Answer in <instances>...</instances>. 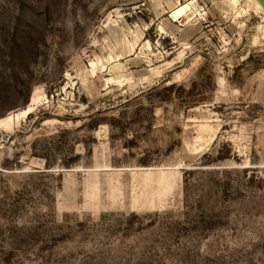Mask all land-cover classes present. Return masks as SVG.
<instances>
[{"label":"rangeland","instance_id":"1","mask_svg":"<svg viewBox=\"0 0 264 264\" xmlns=\"http://www.w3.org/2000/svg\"><path fill=\"white\" fill-rule=\"evenodd\" d=\"M247 0H0V264H264V27Z\"/></svg>","mask_w":264,"mask_h":264},{"label":"bare ground","instance_id":"2","mask_svg":"<svg viewBox=\"0 0 264 264\" xmlns=\"http://www.w3.org/2000/svg\"><path fill=\"white\" fill-rule=\"evenodd\" d=\"M247 1L249 3H252L254 11L262 14L263 22H264V11L261 9L258 3L255 0H247ZM261 27H264V24L261 25ZM34 105H35V100H34L33 93H32L30 97V101L26 108L17 112L16 114L7 115L4 118L0 119V128H7L9 124H15L17 121L25 118V116H27L32 111Z\"/></svg>","mask_w":264,"mask_h":264},{"label":"water","instance_id":"3","mask_svg":"<svg viewBox=\"0 0 264 264\" xmlns=\"http://www.w3.org/2000/svg\"><path fill=\"white\" fill-rule=\"evenodd\" d=\"M258 5L261 7V9L264 11V0H255Z\"/></svg>","mask_w":264,"mask_h":264}]
</instances>
